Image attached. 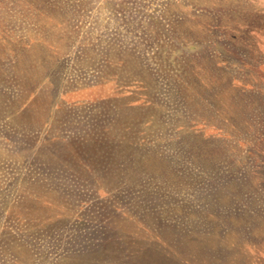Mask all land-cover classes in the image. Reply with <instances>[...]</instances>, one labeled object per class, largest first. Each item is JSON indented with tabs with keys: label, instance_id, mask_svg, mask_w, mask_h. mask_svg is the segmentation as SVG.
<instances>
[{
	"label": "rangeland",
	"instance_id": "obj_1",
	"mask_svg": "<svg viewBox=\"0 0 264 264\" xmlns=\"http://www.w3.org/2000/svg\"><path fill=\"white\" fill-rule=\"evenodd\" d=\"M30 1L26 6L24 0H0V23L7 34L16 38L51 36L59 41L63 32L64 39L80 41L104 33L112 36L114 31L100 29L119 28L126 39L152 43L144 54L152 57L151 64L162 81L150 97L157 106L138 117L126 133L147 137L146 151L136 154L150 157L144 175L129 167L122 173L117 170L119 174L113 177L85 172L62 176L60 181H48L52 189L41 192L40 201L49 205L33 207L35 211L27 210L31 206L27 202L16 204L19 183L7 185L6 202L5 194L1 195L0 264H264V34L240 29L237 41L233 34V23L248 21L251 11L264 9V0ZM218 5L221 13L219 8L210 11ZM48 14L62 19L64 26L44 29V15ZM204 22L222 26L213 34L200 36L194 28ZM252 22L257 30L264 17L256 16ZM202 43L222 60V75L234 76L240 84L249 82L261 93L236 102L242 105V112L249 109L245 115L253 120L254 129L248 136L251 144L236 150L233 141L216 137L207 151L202 150L206 153L199 149L195 161L193 144L200 139L199 133L185 135L176 129L179 123L195 119V114L185 96L174 94L179 85L172 79L182 71L186 56L205 57L199 50ZM60 44L65 45V40ZM35 50L27 58L37 61ZM202 65L207 73L214 72L207 60ZM130 91V99H136L138 91ZM113 93L110 83L68 97L94 99ZM220 99L226 103L225 93ZM210 130L204 136L212 134ZM178 141L185 145L180 147ZM9 144L5 137L0 140V156L3 151H13ZM186 149L193 156L188 157ZM166 151L172 153L171 160L167 164L157 161L156 156ZM12 159L3 157L4 165H0L7 166V174L16 166ZM174 171L176 179L171 176ZM227 183V191L234 190V197L216 209L214 195L208 198L205 194L224 189ZM43 216L42 225L39 218ZM71 225L82 235L75 243L79 250L68 253ZM9 228L20 234H8ZM23 235L36 241L25 245L20 239ZM92 238L96 243L88 244Z\"/></svg>",
	"mask_w": 264,
	"mask_h": 264
},
{
	"label": "trees",
	"instance_id": "obj_2",
	"mask_svg": "<svg viewBox=\"0 0 264 264\" xmlns=\"http://www.w3.org/2000/svg\"><path fill=\"white\" fill-rule=\"evenodd\" d=\"M30 2L24 0L25 5ZM218 8L221 13L222 8L219 5L210 11ZM58 9L63 10L59 7ZM251 12V20L233 23L235 41L238 40L240 29H243V33L264 34V22L257 30L256 23L252 22L256 16L264 17V9ZM44 16V29L54 30L64 26L62 19H58L56 15ZM221 26L220 23L204 22L194 29L198 35L205 36L219 31ZM4 29L0 23V140L5 137L11 144L10 148L13 146V151H3L2 155L4 159L13 158L12 162H16V166L12 167L9 175L4 168L7 166H0V219L4 215L2 207L7 200V185L9 187L19 183L21 189H18L16 204L27 202L31 205L27 210L35 211L33 207L45 208V204L49 205L47 201H40L43 194L41 192L47 193L48 187L52 189L53 185L48 181H60L62 176L85 172L113 177L119 174L117 170L122 173L121 170L129 167L138 171L139 175L146 172L150 157L136 154L140 150L146 151L149 143L147 137H129L126 133L138 117L146 116L153 106H157L150 97L152 92L157 93L160 89L162 78L157 68L151 64L152 57L144 54V51L152 48V43L126 39L119 28L100 29L107 33L114 31L112 36L104 33L95 39L84 37L80 41L78 38L76 41L64 39V33L61 32L59 37L63 39L59 41L65 40V45L51 40V36L12 37ZM138 29L140 26L133 30ZM183 40L188 46V42ZM73 43H77V47ZM177 44L180 45L179 39ZM252 45L251 43L250 46ZM33 49L38 51V58L35 59L37 61L27 58ZM199 50L205 52V57L186 56L181 61L182 71L179 75L169 78L179 85L174 94L185 96L187 103H190L187 106L195 114V119L176 125V129L185 135L199 133L200 139L193 144L194 152L197 151V155L193 157L195 161L200 157L199 149L203 154L202 150L207 151L212 145H209L212 143L210 140L216 137L233 141L236 150L251 144L248 136L254 129L253 120L251 116L245 115L249 109L242 112V105L236 102L244 98L251 100L258 92L261 93L249 82L240 84L236 77L222 75L223 72H219L222 71V60L211 54L209 45L202 43ZM205 60L212 66L213 73L209 70L207 73L203 68ZM110 83L114 84V93L110 96L76 99L77 101L68 97ZM130 90L138 91L136 99H130ZM224 93L226 103L220 99ZM214 98L216 101H213ZM251 103L253 102L250 101ZM208 129H212L210 131L213 133L204 136ZM238 136L241 137L237 138ZM181 142L178 141L180 147L185 145H180ZM200 142L205 144H199ZM184 152L188 157L194 154L187 149ZM169 153L162 152L160 156H156V160L167 164L171 160ZM3 157L0 156V165H4ZM171 176L176 179L178 174L174 171ZM223 187L224 189L208 191L209 194H205L208 198L211 193L214 195L216 209L220 208V203L234 197V190L227 191L228 183ZM2 194H5L4 202L1 199ZM43 219L44 216L39 218L42 225ZM74 227L71 225L68 253L79 250L75 243H79L82 231ZM7 233L20 234L13 228H9ZM20 239L25 245L27 242L34 244L36 241L25 235ZM95 243L96 239L92 238L88 244Z\"/></svg>",
	"mask_w": 264,
	"mask_h": 264
}]
</instances>
